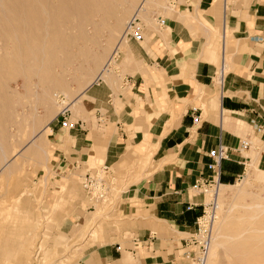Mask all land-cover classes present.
<instances>
[{
  "label": "crops",
  "instance_id": "0c3cea01",
  "mask_svg": "<svg viewBox=\"0 0 264 264\" xmlns=\"http://www.w3.org/2000/svg\"><path fill=\"white\" fill-rule=\"evenodd\" d=\"M160 26L129 45L121 85L101 77L76 113L48 126V156L63 176L99 168L97 159L123 176L119 166L141 161L139 180L122 190L131 247L95 246L94 264H189L183 240L205 202L196 183L232 186L245 171L241 141L264 139V0H178ZM219 146L228 157L215 167Z\"/></svg>",
  "mask_w": 264,
  "mask_h": 264
},
{
  "label": "rangeland",
  "instance_id": "374dc122",
  "mask_svg": "<svg viewBox=\"0 0 264 264\" xmlns=\"http://www.w3.org/2000/svg\"><path fill=\"white\" fill-rule=\"evenodd\" d=\"M177 1L0 0V261L6 252L11 264H94L87 253L95 246L131 247L122 190L139 180L141 161L119 166L125 182L106 202L91 203L81 175L54 172L48 126L77 112L103 70L121 85L129 45L154 35ZM252 143L244 174L218 192L207 264H264V139ZM75 214L81 220L66 226Z\"/></svg>",
  "mask_w": 264,
  "mask_h": 264
},
{
  "label": "built area",
  "instance_id": "2783aa9c",
  "mask_svg": "<svg viewBox=\"0 0 264 264\" xmlns=\"http://www.w3.org/2000/svg\"><path fill=\"white\" fill-rule=\"evenodd\" d=\"M222 75L223 65L220 67L219 72L216 73V79L220 81V85L223 81ZM250 145L248 139L242 140L240 151H249ZM227 157L228 150L223 146H219L217 155L213 157V166L218 167L221 160L227 159ZM79 180L86 198L91 203H103L109 200L114 187L118 186V181L123 182L124 178L115 176L107 167L101 166L98 169L85 171ZM220 187L216 177L195 185L198 192L203 196L208 194L209 199L204 202L201 215L196 219L193 231L183 240V247L186 250L184 256L189 264H207L208 262L214 225L217 220Z\"/></svg>",
  "mask_w": 264,
  "mask_h": 264
},
{
  "label": "bare ground",
  "instance_id": "6f19581e",
  "mask_svg": "<svg viewBox=\"0 0 264 264\" xmlns=\"http://www.w3.org/2000/svg\"><path fill=\"white\" fill-rule=\"evenodd\" d=\"M208 15V14H207ZM118 50V49H117ZM223 51V50H222ZM223 53V52H222ZM110 65V62H108V64H107V66H109ZM106 69V68H105ZM103 72H104V70L102 71V73L100 72V74L98 75V80L99 79H101V77L103 76ZM105 73V72H104ZM49 132V131H48ZM47 133V132H46ZM255 213H257L256 211H254V214ZM251 218V217H250ZM105 219H107V218H105ZM102 228V226H101V223L100 224H97L96 226H95V230H93L92 232H90L89 233V235H88V238H91V237H93L95 234H96V232H98V231H100V229ZM247 231V230H246ZM79 248H76L74 251H76V250H78ZM38 250H39V248H38ZM40 252H41V250H40ZM6 256H7V254H6V252L4 253V254H2V260L0 261V264H9L10 262L6 259ZM34 257V256H33ZM68 260H70V258H66V259H64V260H62V261H60L58 264H66L67 263V261ZM25 262V261H24ZM38 262V261H37ZM11 264V263H10ZM27 264V263H26ZM39 264H41V263H39Z\"/></svg>",
  "mask_w": 264,
  "mask_h": 264
}]
</instances>
